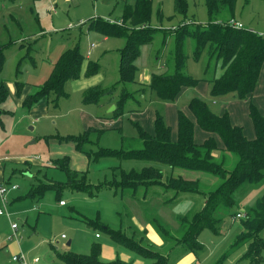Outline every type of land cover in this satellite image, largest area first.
Segmentation results:
<instances>
[{"label":"rangeland","instance_id":"rangeland-1","mask_svg":"<svg viewBox=\"0 0 264 264\" xmlns=\"http://www.w3.org/2000/svg\"><path fill=\"white\" fill-rule=\"evenodd\" d=\"M134 2L135 0H0V45L6 46L1 78L9 92L3 104L5 112L0 116V160L8 157L4 160L7 166L5 180L10 177L12 184L18 185V189L7 195V209L12 213V219L6 214L0 215V264H10L11 256L18 254L19 243L25 252H29L30 258L36 255L42 257L39 264H65L56 256V251L86 254L91 251L94 242L101 244V257L105 260L117 255L134 264L139 260L145 263L150 261V258L138 251L117 242L107 229L129 235L137 234V242L168 254L169 264H180L186 254L194 253L182 245L173 249L174 245L165 240L161 227L171 230L175 236L180 235L178 216L187 212L193 216L204 206L205 198L200 193L176 194L175 190H167L162 185L140 188L137 191L104 187L95 196L65 190L61 194L65 206L60 204L53 189L46 191L41 198H33L27 194L33 181H37L35 175L39 176L43 172L38 173L37 170L52 159L64 156L70 157L72 168L86 171L89 181L95 184L112 179L116 166L125 170L158 166L163 170L164 181L171 173H182L185 178L200 179L208 189L219 185L220 179L206 172L178 168L173 170L154 161L121 160L111 156L93 160L85 152L78 150L74 142H60L58 136L79 135L93 128L95 130L90 133L91 142L84 146L86 151H95L99 147H141L142 141L134 120L139 121L146 129H151L158 112L177 132L178 110L189 112L188 105L194 97L204 99L216 113L228 110L232 121L243 126L246 135L255 136L248 101L239 99L233 92L212 94V82L202 79L206 76L207 52L200 59H195L191 39L186 45L188 59L185 70L202 80L196 86L186 88L174 101L161 99L148 86L154 73H164L169 68L172 43L164 48L160 37L141 46L136 60V81L119 83L121 49L126 41L124 38L111 36L105 40L101 32L92 28V23L97 18L119 19L124 5ZM188 2L187 18L205 22L208 19L206 1ZM159 7L164 15L162 20L158 18ZM182 18L183 15L176 12L175 0H153L150 21L153 26L174 27ZM235 19L244 27L264 34V0H237ZM75 47L85 55L84 68L88 61L100 64L98 73L91 77L82 75L79 79L69 80L65 84L68 95L56 98L57 95L51 93L42 99L40 104H46L47 111L43 114H36L34 109H25L19 103L21 95H17L16 82H22V93L29 94L36 86L49 80L61 55ZM97 84L115 86V91L104 95L100 104L85 103V90ZM124 87L133 96L125 101L122 114L116 117L112 113ZM259 88L264 90V73ZM253 101L264 114V101L258 96H254ZM113 106L115 109L110 110ZM203 133L205 132L196 126L197 140ZM22 159H27L33 166L21 164ZM21 167L20 172L24 171L26 175L18 173ZM12 169L16 173L11 174ZM46 170L53 179L45 178V181L67 179L66 173L59 168L53 166ZM175 194L180 197L176 205L172 200ZM262 195L264 178L258 183L243 185L235 194V204L231 209L220 206L216 211V216L221 219L220 233L204 229L198 238L203 245L202 250L193 254L197 256L194 261L185 264H214L225 253H228V257L222 264H250L244 258L247 245L232 248L233 238L240 229L241 218L236 217V213H243L247 207L255 206ZM184 204L186 206H181ZM190 205L192 207L189 208ZM230 213H233L232 217ZM13 220L20 227L17 235L9 239L13 231ZM146 229L148 232L155 231L153 236L147 235ZM261 235L264 238V230ZM141 236L145 240L142 238L141 241ZM69 241L70 245L67 244Z\"/></svg>","mask_w":264,"mask_h":264},{"label":"trees","instance_id":"trees-1","mask_svg":"<svg viewBox=\"0 0 264 264\" xmlns=\"http://www.w3.org/2000/svg\"><path fill=\"white\" fill-rule=\"evenodd\" d=\"M205 1L208 13V19L205 22L187 18L188 0H175L176 12L183 15L178 25L153 26L150 22L153 0H135L133 4L124 5L119 19L97 18L93 20L92 28L104 36L125 39L126 43L121 49L119 64V83L122 84L136 81V60L142 45L152 43L157 37L162 39L164 48L171 42L168 71L154 73L148 86L165 101H174L183 89L196 86L202 79L212 82L214 95L233 92L239 99L248 101L249 115L255 129L254 137L246 135L244 127L232 121L228 110L216 113L204 99L194 97L189 102V112L178 110L177 132H174L166 119L158 112L151 129H146L139 121L134 120L133 123L142 141L141 147L129 149L99 147L95 151H86L84 146L91 142L90 133L95 130L93 128L79 135L58 136L57 139L60 142H74L78 150L85 152L93 160L111 156L121 160L154 161L169 166L173 170L178 168L210 173L221 180L220 184L208 189L204 187L200 179L185 178L182 173H171L164 181L163 170L153 165L144 166L140 170H125L116 166L112 179L95 184L89 181L86 171L72 168L70 157L64 156L52 159L37 170V172L42 170L43 172L39 176L35 175L37 181L36 183L35 180L33 181L27 196L41 198L46 191L53 189L61 202L64 201L61 194L65 190L95 196L104 187L137 191L140 188L162 185L167 190H175L176 194L195 192L202 194L205 198L204 206L193 216H190L189 212L178 216L180 229L183 232L179 236H175L171 230L162 226L165 238L173 240L176 245L188 247L198 254L203 248L198 238L204 229L220 233L221 219L216 216L217 209L220 206L231 209L235 204V194L243 185L258 183L264 178V114L253 101L264 73V34L251 28L244 26L239 28L231 24V20L235 19L237 0ZM163 17L162 9L159 7L158 18L162 20ZM189 39L193 40L195 59H200L201 55L207 52L206 76L202 79L191 76L185 70L188 59L186 45ZM5 47L0 45V116L5 112L3 104L9 95L1 78L6 60ZM85 59V55L78 47L66 50L56 62L49 80L43 85L36 86L27 94L22 106L25 109H32L51 93L56 94V98L68 95L65 92V84L69 80L79 79L82 75L87 77L96 75L100 64L96 61H88L84 70ZM16 87L17 95L20 96L23 83L16 82ZM114 91L115 86L93 85L85 90L84 102L100 104L104 95ZM130 96H133V93L126 87L122 88L121 98L112 113L114 116L122 114L123 105ZM196 126L208 134L202 142L195 137ZM23 163L33 166L28 160ZM53 166L66 173L65 181L55 179L49 181L53 178L48 176L46 169ZM21 169L22 167L19 168L18 173L25 174L24 171L20 172ZM13 173H16L15 169L11 170V174ZM45 178L49 179L45 181L43 180ZM4 181L12 183L10 177ZM178 195L172 199L175 205L180 201ZM245 213L246 216L239 222L240 229L233 238L232 248L237 249L247 245L244 258L250 264H262L264 238L261 233L264 230V195L258 198L255 206L247 207ZM230 215L232 217L233 213ZM107 231L117 242L152 258V264H169L167 254L137 242V234L129 235L111 229ZM142 238L144 237L141 236V241ZM101 247L100 243L94 242L89 253L56 251V256L65 264H134L120 257L113 260L103 259ZM227 257L228 253L223 254L214 264H222Z\"/></svg>","mask_w":264,"mask_h":264},{"label":"crops","instance_id":"crops-1","mask_svg":"<svg viewBox=\"0 0 264 264\" xmlns=\"http://www.w3.org/2000/svg\"><path fill=\"white\" fill-rule=\"evenodd\" d=\"M262 34V33H261ZM109 37L108 36H105L104 37V39L105 40H107ZM120 64V63H119ZM85 65V64H84ZM87 66V65H86ZM83 69L85 70L86 68H84L83 67ZM207 85V84H206ZM260 86H261V84H260ZM262 87V89H263V86H261ZM186 89V88H185ZM185 89H183L182 91H181V93L180 94H182L183 92H184V90ZM23 91V90H22ZM28 93V92H27ZM27 93H21V96H20V98H21V100H19V103L22 105V103H23V100H24V98H25V96L27 95ZM179 94V95H180ZM255 96L257 97H260L261 98V100L262 101H264V90H260V88L259 89H257V92H256V94H255ZM257 100V99H256ZM42 101V100H41ZM41 101L37 104V105H35L33 108H32V110L34 109L35 111V113L36 114H40V113H45V112H47L46 111V104H40L41 103ZM47 102H48V100H47ZM5 110V109H4ZM101 122V121H100ZM110 124H111V122H110ZM236 124V123H235ZM208 137V134L205 132V133H203L202 135H201V138L198 140L199 142H202V141H204V139L205 138H207ZM249 137H253V136H249ZM8 159V157H4V158H2L1 160H0V181H4L5 180V168L7 167L6 166V162H4V160H7ZM27 159H22V162H21V164H23V162L24 161H26ZM5 182V181H4ZM176 195V194H175ZM174 195V196H175ZM180 198V197H179ZM190 202V201H189ZM188 202V203H189ZM62 205V204H61ZM66 204H64V205H62V206H65ZM178 206H180V205H178ZM181 206H186V204H184V205H181ZM188 207V206H187ZM190 207H192V205H190L189 206V208ZM11 213V212H10ZM11 219H12V213H11ZM16 220H13V221H11V223L12 222H15ZM19 227H20V224H19ZM181 228V227H180ZM179 228V230L181 231V233L180 234H182L183 232H182V230ZM11 229H12V227H11ZM19 229V228H18ZM13 230V229H12ZM18 231V230H17ZM154 232L155 231H153V232H148V229H146V234L147 235H149V236H153V234H154ZM173 234H175L174 232H172ZM14 235H17V233H15L14 232V230L12 231V234L9 236V239H12L13 238V236ZM176 236H179V235H176ZM145 238V237H144ZM165 240L167 241V242H170L172 245H174V246H172V248L174 249V248H177L178 246H181V244L180 245H176L174 242H173V240H169V239H167V238H165ZM68 244V243H67ZM19 247H18V253H24L25 255H26V257H27V260H28V264H39V263H41V261H42V257L41 256H39V255H36V256H34V257H32V258H30L29 256L30 255H28V253L29 252H25L24 251V249H23V247H22V245L19 243V245H18ZM193 253V252H192ZM194 255H195V253H193ZM193 254H186L182 259V261H180V264H185V263H190L191 261H194V259H195V257H197V256H194ZM168 255V254H167ZM13 256V255H12ZM11 256V257H12ZM35 257H40V260L38 261V262H35L34 261V258ZM116 257H118L117 255L115 256V255H112V257H107V259H110V260H113V259H115ZM10 260H11V258H10ZM9 260V261H10ZM124 260H126V259H124ZM153 263V259L152 258H150V261L148 262V263H145V262H143V261H141V260H139L136 264H152ZM10 264H12L11 263V261H10Z\"/></svg>","mask_w":264,"mask_h":264},{"label":"built area","instance_id":"built-area-1","mask_svg":"<svg viewBox=\"0 0 264 264\" xmlns=\"http://www.w3.org/2000/svg\"><path fill=\"white\" fill-rule=\"evenodd\" d=\"M231 24L236 26V27H243V24L239 21H237L236 19L231 20ZM18 189V185L16 184H12V183H6L4 181H0V215H8L9 217L11 216L10 211L7 209V204H8V193L11 191H14ZM60 204L64 205L65 201H61ZM246 216V213L243 212H238L236 214V217L238 218H244ZM11 227L14 230L15 233H17V230L19 228V223L17 221L12 222L11 223ZM63 237H65V235H62ZM40 260L39 257H35L34 261L38 262ZM11 263L12 264H28V260L27 257L24 253H18L15 254L11 257Z\"/></svg>","mask_w":264,"mask_h":264},{"label":"water","instance_id":"water-1","mask_svg":"<svg viewBox=\"0 0 264 264\" xmlns=\"http://www.w3.org/2000/svg\"><path fill=\"white\" fill-rule=\"evenodd\" d=\"M115 109V106H113L110 110H114ZM70 241L68 242V245H70Z\"/></svg>","mask_w":264,"mask_h":264}]
</instances>
